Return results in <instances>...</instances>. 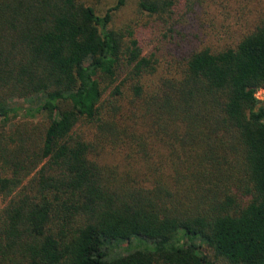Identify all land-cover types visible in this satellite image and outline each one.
Masks as SVG:
<instances>
[{
	"label": "trees",
	"instance_id": "16d2710c",
	"mask_svg": "<svg viewBox=\"0 0 264 264\" xmlns=\"http://www.w3.org/2000/svg\"><path fill=\"white\" fill-rule=\"evenodd\" d=\"M128 1L0 0V264H264V23Z\"/></svg>",
	"mask_w": 264,
	"mask_h": 264
},
{
	"label": "rangeland",
	"instance_id": "374dc122",
	"mask_svg": "<svg viewBox=\"0 0 264 264\" xmlns=\"http://www.w3.org/2000/svg\"><path fill=\"white\" fill-rule=\"evenodd\" d=\"M93 5L99 13H105L108 9L116 4L117 0H85ZM187 4L191 2L188 0ZM203 0H201L202 2ZM214 3L199 5L201 8L198 12L200 24L204 26L201 31V38H208L204 45L235 43L239 38L253 28L254 25L264 23V0H213ZM139 0H129L127 6L117 11L114 15L113 27L116 29L134 26L138 28L144 20L145 15L138 11ZM200 2V3H201ZM180 16L183 15L181 12ZM206 35H205V34ZM219 38L227 39L219 41ZM162 37L159 33L150 31L143 42L147 47L145 53H150L155 49L163 47L161 44ZM130 96V93H129ZM258 99L264 102V89L257 94ZM127 98V95H126ZM124 99V101L126 100ZM17 122V121H15ZM4 207V202L0 200V210ZM214 260L220 264H230L223 258L216 257L211 250H206Z\"/></svg>",
	"mask_w": 264,
	"mask_h": 264
}]
</instances>
